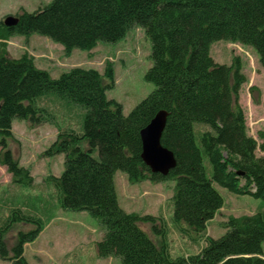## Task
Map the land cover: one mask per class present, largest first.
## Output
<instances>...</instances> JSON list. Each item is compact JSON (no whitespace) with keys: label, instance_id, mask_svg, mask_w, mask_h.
Masks as SVG:
<instances>
[{"label":"trees","instance_id":"trees-1","mask_svg":"<svg viewBox=\"0 0 264 264\" xmlns=\"http://www.w3.org/2000/svg\"><path fill=\"white\" fill-rule=\"evenodd\" d=\"M14 16L12 26L0 20V165L14 188L31 187L33 177L8 150L7 141L14 139L12 121L49 123L58 132L41 156L63 154L64 169L45 180L61 208L87 211L99 221L103 235L96 242L98 257H117L121 264H264V135L260 133L258 143L248 134L238 103L246 82L238 57L226 65L210 56L216 41L239 43L255 50L264 70V0H51ZM132 27L142 28L150 41L152 64L144 78L154 89L127 115L106 96L113 86L110 63L102 73L74 66L54 78L27 52L19 57L7 52L10 37L38 34L60 44L68 57L74 49L89 52L99 42H117ZM160 110L167 112L160 141L176 161L166 175L152 173L140 156V130ZM77 111V128L60 127L58 115L72 117ZM116 171L131 182L175 180L172 222L193 241L204 236L207 223L223 206L214 184L261 200V209L229 216L221 223L224 234L205 236L195 254L172 256L166 240L156 244L139 225L148 222L159 232L155 217L119 206ZM16 194L0 192V206L6 209L0 214V220L5 218L0 258L28 264L23 247L44 228L45 208L41 200L37 206L20 190ZM15 223L33 228L18 232L9 254L3 236Z\"/></svg>","mask_w":264,"mask_h":264},{"label":"rangeland","instance_id":"rangeland-1","mask_svg":"<svg viewBox=\"0 0 264 264\" xmlns=\"http://www.w3.org/2000/svg\"><path fill=\"white\" fill-rule=\"evenodd\" d=\"M50 1L0 0V20L7 15H15L22 9L33 12ZM32 35H29L32 36L29 41V36H12V56L19 57L24 52L30 54L29 52L32 51L43 61L41 66L52 69L51 74L54 78L74 66L93 68L102 73L106 64L110 63L113 71V86L106 91V96L121 104L124 115H127L154 89V85L144 78L152 64L151 46L144 30L140 27H132L125 37L117 42H99L93 54L90 51L74 49L70 58L63 55V51L60 50L63 47L60 44L46 36ZM44 39H47L50 45H47ZM59 56L62 57V62ZM210 56L215 62L226 65L232 63L233 57H238L240 60L246 82L240 88L238 103L245 115L248 134L258 143L261 142L260 133L264 135V70L258 62L255 50L239 43L219 40L211 45ZM81 111L83 113V110ZM77 113L79 111L72 117L58 115L60 127L77 128ZM56 129L48 123L33 126L27 121L14 119L12 121L14 139L7 141L8 150L13 158L27 168L33 177L31 187L26 185L16 187L27 202L37 205L41 200L42 207L45 208L41 216L46 225L35 240L24 244V258L28 264H121L117 257L97 256L96 242L103 235L99 221L90 216L87 211L61 208L53 187L45 180L48 175L59 176L64 169L63 154L51 157L41 156V153L55 141L58 132ZM82 147L86 148L87 144L83 143ZM256 154L261 155L262 152L256 149ZM205 164L210 173L207 161ZM7 184L10 190L12 188L10 174L5 166L0 165V187ZM114 185L118 204L124 211L156 218L155 223L159 232H154L148 222H141L139 225L156 244H160L162 239L166 240L172 256L195 254L205 244V236L216 239L224 234L226 229L221 226V223L225 222L229 216L251 215L260 208L261 204V200L248 194H234L214 184L222 196L223 206L215 214L214 219L207 223L204 236L193 241L177 230L172 222L171 197L175 180L159 183L149 180L131 182L124 172L116 171ZM5 211L6 209L0 206V214L3 215ZM4 219L0 220V225ZM184 227L187 228L186 225ZM31 228L33 226L26 223H15L4 234L3 240L9 254L17 242L18 232H26ZM262 251L264 252V243ZM0 264H10V262L0 258Z\"/></svg>","mask_w":264,"mask_h":264},{"label":"water","instance_id":"water-1","mask_svg":"<svg viewBox=\"0 0 264 264\" xmlns=\"http://www.w3.org/2000/svg\"><path fill=\"white\" fill-rule=\"evenodd\" d=\"M17 17L7 15L3 24L12 26L16 24ZM167 112L160 110L150 122L140 130L141 160L152 173L166 175L175 167L176 161L173 153L162 146L161 135L166 124Z\"/></svg>","mask_w":264,"mask_h":264},{"label":"crops","instance_id":"crops-1","mask_svg":"<svg viewBox=\"0 0 264 264\" xmlns=\"http://www.w3.org/2000/svg\"><path fill=\"white\" fill-rule=\"evenodd\" d=\"M33 36V35H32ZM32 36H29L28 37V41L32 38ZM12 38L13 37H10L6 42H7V52H8V54H9V56L10 57H14V56H12L13 54H11V45H12V42H13V40H12ZM44 42L47 44V45H50V43H49V41L47 40V39H44ZM56 46V45H55ZM60 48H62V47H60ZM96 48V47H95ZM95 48H93L91 51H90V53L91 54H93V52H94V50H95ZM60 50H62L63 51V49H60ZM74 51H72L71 52V54H70V56L69 57H67V58H70L71 57V55H72V53H73ZM32 56H33V58H34V63H35V65L37 66V67H39V68H42V69H46L49 73H50V75L52 76V74H51V71H52V69H48V68H44V66H41L42 64H43V61H41L40 60V58L39 57H36V55L35 54H33L32 53V51H30L29 52ZM61 54V53H60ZM63 55H64V53H63ZM41 56V55H40ZM62 56V55H61ZM61 56H59V58H61V60H60V62H62L63 61V59H62V57ZM61 65H62V63H61ZM54 77V76H53ZM47 124V123H46ZM49 124V123H48ZM51 125V124H50ZM55 129H56V127L54 126V125H52ZM11 129H12V123H11ZM57 130V129H56ZM57 132V131H56ZM6 184V183H5ZM8 186V184L6 185V186H1L0 187V192L1 191H6V190H9V187H7ZM11 187L12 188H10V193H13V194H15V195H19V194H16V192H18V190L19 189H16V188H14L15 186L14 185H11ZM16 197V196H15ZM17 200V199H16ZM259 209H261V204H260V208ZM218 213V212H217ZM214 219V218H213ZM213 219H211V221L213 220ZM48 223H50V222H48ZM46 225V224H45ZM44 225V226H45ZM262 253H263V257H264V252L262 251Z\"/></svg>","mask_w":264,"mask_h":264}]
</instances>
